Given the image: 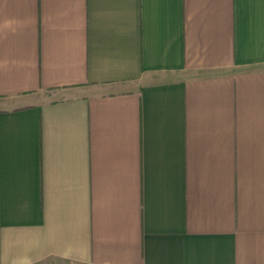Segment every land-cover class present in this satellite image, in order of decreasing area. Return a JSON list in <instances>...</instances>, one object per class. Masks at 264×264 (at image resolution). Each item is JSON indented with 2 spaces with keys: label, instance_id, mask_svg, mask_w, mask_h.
I'll return each instance as SVG.
<instances>
[{
  "label": "crops",
  "instance_id": "0c3cea01",
  "mask_svg": "<svg viewBox=\"0 0 264 264\" xmlns=\"http://www.w3.org/2000/svg\"><path fill=\"white\" fill-rule=\"evenodd\" d=\"M0 264H264V0H0Z\"/></svg>",
  "mask_w": 264,
  "mask_h": 264
}]
</instances>
